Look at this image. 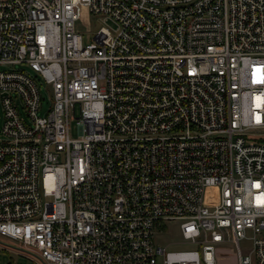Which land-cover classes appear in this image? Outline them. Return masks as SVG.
Instances as JSON below:
<instances>
[{
	"label": "built area",
	"instance_id": "built-area-1",
	"mask_svg": "<svg viewBox=\"0 0 264 264\" xmlns=\"http://www.w3.org/2000/svg\"><path fill=\"white\" fill-rule=\"evenodd\" d=\"M12 62L35 74L0 68V235L46 264H216L226 240L264 264V0H0ZM169 221L191 247L155 240Z\"/></svg>",
	"mask_w": 264,
	"mask_h": 264
},
{
	"label": "rangeland",
	"instance_id": "rangeland-1",
	"mask_svg": "<svg viewBox=\"0 0 264 264\" xmlns=\"http://www.w3.org/2000/svg\"><path fill=\"white\" fill-rule=\"evenodd\" d=\"M76 27L81 32V38L84 40L91 39V34L98 26V22L90 17L85 18L81 23L78 21L75 22ZM14 67L23 69L25 72L35 74L34 69H32L25 62H12V64H3L0 63V68ZM39 93H40V105L38 108V112L43 113V110L48 105L50 101L48 87L42 81L39 84ZM16 103L18 107L19 113L25 116V112L22 109L20 98L16 95ZM2 119L1 113V104H0V123ZM69 129L68 134L70 136H74L77 134V125H75L74 119H70L68 122ZM1 136V132H0ZM204 202H212L214 200V195L216 194V189L213 186H207L204 191ZM168 224L163 227L161 232H158L154 235L155 240L165 243L168 248H188L191 245L182 240L178 233L177 225L174 221L167 222ZM252 230L247 228L245 234L250 236ZM255 234H262V231H257ZM240 244H245V239H240ZM233 242L231 240H226L219 244L216 248L217 250V260L216 264H233L236 257V252L233 249ZM0 264H46L44 260L40 259L37 256L36 252L25 246H23L19 240L11 238L7 235H0Z\"/></svg>",
	"mask_w": 264,
	"mask_h": 264
}]
</instances>
